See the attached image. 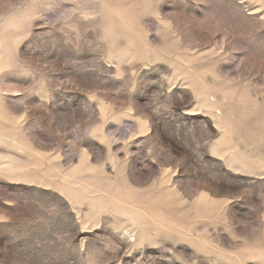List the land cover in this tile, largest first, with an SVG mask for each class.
Segmentation results:
<instances>
[{
	"label": "rangeland",
	"instance_id": "obj_1",
	"mask_svg": "<svg viewBox=\"0 0 264 264\" xmlns=\"http://www.w3.org/2000/svg\"><path fill=\"white\" fill-rule=\"evenodd\" d=\"M0 264H264V0H0Z\"/></svg>",
	"mask_w": 264,
	"mask_h": 264
}]
</instances>
